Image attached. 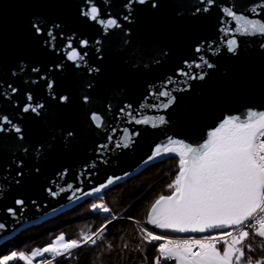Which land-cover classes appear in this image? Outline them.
<instances>
[{
	"label": "water",
	"instance_id": "obj_1",
	"mask_svg": "<svg viewBox=\"0 0 264 264\" xmlns=\"http://www.w3.org/2000/svg\"><path fill=\"white\" fill-rule=\"evenodd\" d=\"M128 3L0 0V245L165 158L179 157L161 153L149 160L169 139L197 147L225 119L239 117V123L249 111L264 112V36L237 33L243 21L223 11L264 22V0H148L133 3L131 12ZM93 6L96 21L83 15ZM100 19H114L119 27ZM232 38L235 52L227 46ZM73 50L84 59H69ZM161 91L175 97L167 108ZM26 106L37 111L24 112ZM93 114L100 119L93 121ZM109 179L113 183L105 187ZM227 229L166 230L203 235Z\"/></svg>",
	"mask_w": 264,
	"mask_h": 264
},
{
	"label": "snow or ice",
	"instance_id": "obj_2",
	"mask_svg": "<svg viewBox=\"0 0 264 264\" xmlns=\"http://www.w3.org/2000/svg\"><path fill=\"white\" fill-rule=\"evenodd\" d=\"M147 2L148 0H129L125 7L131 12L133 3L144 5ZM209 3H212V0H209ZM155 6V4H152V7ZM207 10V8L204 9V11ZM223 11L226 16L231 17L233 20L243 21V24L235 30L237 33L264 36V22L237 15L229 8H225ZM252 11L256 12V9L253 8ZM83 15L96 21L99 10L93 6ZM125 19H129V17L126 16ZM98 23L109 27H119L114 19L107 21L100 19ZM34 27L38 33L41 32L38 25H34ZM229 32H231L230 29L225 34L227 35ZM82 43L83 46L87 47V41ZM235 45H237L235 38L227 41L230 52H235ZM196 50L199 52L200 48ZM73 57L84 59V56H81L75 50L70 53L68 58L72 59ZM200 59L207 67L214 66L203 57H200ZM195 66L201 67L200 64ZM33 71L38 70L33 69ZM181 75H186L189 79H204L203 75L193 76L183 72ZM168 82H172L171 78ZM49 87H51V84H49ZM12 91L14 93L16 89H12ZM159 95L169 98L168 104L163 105L165 108L175 100V97L171 96L169 91H161ZM27 99L31 101V95ZM67 99V97H61L64 102ZM84 99L87 101V97ZM39 107H43V105ZM30 108L31 111H37L36 107L31 106L24 107L23 111L28 112ZM2 119L6 123H11L6 117ZM99 119L100 117L93 114V121ZM238 120L239 117L225 119L214 131L208 134L209 139L197 147L184 144L182 141L169 139L168 143L154 148L153 156L149 157V160L160 156L161 153H176L180 157L179 172L172 183L168 185L170 189L174 188V192L170 195H160L151 205L148 211V224L159 229H170L180 233H203L225 227L241 229L235 236L232 231L223 233L224 236L232 237L231 243L224 241L223 253L217 249L215 243L222 237L215 235L205 240L169 241L168 245H171L170 247L168 245L159 247L161 255L155 259L154 264H161V259L165 261L175 259L178 264H233V257L236 258V264H239L240 258L245 257L246 253L243 249L234 246L240 244L245 238H249L250 231L244 229H251L255 225H259L257 234L264 238V112L249 111L247 119L237 123ZM135 123L146 124L148 120L138 119L135 120ZM160 123H166L163 117H160ZM0 131H4V129L0 128ZM15 131L19 133L21 129L15 127ZM109 140L111 141V137ZM173 144L180 145L178 152L171 147ZM121 146L122 142L116 144V147ZM123 146L127 147L128 145L123 144ZM99 147L103 149L107 146L101 145ZM112 183L113 180L109 179L105 187ZM95 191L99 192L100 188L95 189ZM16 203L22 205L23 201L18 200ZM104 211L108 212L109 209L104 208ZM2 228H4V225L0 224V229ZM100 231L103 232L104 228H101ZM143 231L147 243L165 239L164 236L146 229ZM63 239L64 237L61 236L60 240ZM83 239L90 238L84 237ZM80 246V241L71 240L63 244L62 248L69 250ZM193 246L199 248L200 252L193 253ZM247 247L251 251V246L248 245ZM58 251L60 249L54 246L43 249L45 253ZM35 255L34 252L33 256ZM13 256L6 257L3 261H0V264H8ZM21 259H24V257L21 256ZM48 264H52V262L49 261ZM245 264H264V260L253 261L247 258Z\"/></svg>",
	"mask_w": 264,
	"mask_h": 264
},
{
	"label": "trees",
	"instance_id": "obj_3",
	"mask_svg": "<svg viewBox=\"0 0 264 264\" xmlns=\"http://www.w3.org/2000/svg\"><path fill=\"white\" fill-rule=\"evenodd\" d=\"M179 159L176 156L165 158L74 208L25 229L0 245V261L15 254L8 264H36L28 263L21 256L30 257L34 252L52 247L63 236L66 243L78 240L81 246L72 249L68 255L60 253L61 258L54 264H154L162 241L147 243L143 228L156 231L147 223L148 211L160 195L174 192L168 185L179 172ZM104 208L109 209L107 214ZM101 228H104L103 232ZM258 228L247 229L249 238L235 245L246 253L239 264H245L247 258L264 260V238L257 234ZM218 248L223 253L225 245ZM161 264L176 262L161 260ZM233 264H236L235 257Z\"/></svg>",
	"mask_w": 264,
	"mask_h": 264
},
{
	"label": "built area",
	"instance_id": "obj_4",
	"mask_svg": "<svg viewBox=\"0 0 264 264\" xmlns=\"http://www.w3.org/2000/svg\"><path fill=\"white\" fill-rule=\"evenodd\" d=\"M105 214H107V212H105ZM256 227H259V225H255ZM254 226V227H255ZM147 230H149L148 228H145ZM241 229L240 228H230L224 232H227V231H232L233 232V235L235 236ZM244 230H247V229H244ZM157 235H162L164 236V240H162V243L161 245H168V242L169 241H172V242H177V241H182V240H205L209 237H202V238H199V239H195V238H198L194 235H178V234H174V233H167V230L166 231H162V230H158L156 229V231H152V230H149ZM224 232H218V234L216 235L217 237H222L221 239H218L217 241H215L216 243V246H219V245H225L224 244V241H228V242H231L232 240V237H228V236H224L223 233ZM202 236H205V235H202ZM201 237V236H199ZM160 245V246H161ZM159 246V247H160ZM169 247L171 245H168ZM72 251H69V253H71ZM192 252L193 253H199L200 252V249L193 246L192 247ZM202 255V253H200ZM67 255V254H65ZM160 252H159V256H160ZM59 258H61V256H56V255H50V257H46V256H43L36 264H48L49 261L52 262V264H54V262H56ZM194 258H197V257H194Z\"/></svg>",
	"mask_w": 264,
	"mask_h": 264
},
{
	"label": "rangeland",
	"instance_id": "obj_5",
	"mask_svg": "<svg viewBox=\"0 0 264 264\" xmlns=\"http://www.w3.org/2000/svg\"><path fill=\"white\" fill-rule=\"evenodd\" d=\"M152 226V225H151ZM153 227V226H152ZM154 229H157V228H155V227H153ZM143 229H145V228H143ZM147 230V229H146ZM159 229H157V231H158ZM147 231H149V230H147ZM219 232H224V231H219ZM167 233H171V232H167ZM218 234V232H214V233H209V234H204L205 236H202V235H194V236H196V237H198V238H195V239H199V238H204V237H210V236H213V235H217ZM199 236H201V237H199ZM91 241V240H90ZM66 242L64 241V239L63 240H59L55 245H54V247L55 248H58V249H60V251H58V252H48V253H45V252H43V251H39V252H37L36 253V255L35 256H30V257H26V256H23L24 257V260L25 261H27L28 263H37L43 256H48V255H56V256H60V253H64V255L65 254H70L69 253V251H72V249H69V250H65V249H63L62 248V245L63 244H65ZM229 243H231V242H229ZM217 247V249L219 250V246H216ZM235 247V246H234ZM220 251V250H219ZM203 254V253H202ZM234 258V257H233ZM161 260H163V259H161Z\"/></svg>",
	"mask_w": 264,
	"mask_h": 264
},
{
	"label": "crops",
	"instance_id": "obj_6",
	"mask_svg": "<svg viewBox=\"0 0 264 264\" xmlns=\"http://www.w3.org/2000/svg\"><path fill=\"white\" fill-rule=\"evenodd\" d=\"M197 258H198V257H197ZM173 260H175V259H173ZM175 262H176V264H178V261L175 260Z\"/></svg>",
	"mask_w": 264,
	"mask_h": 264
}]
</instances>
